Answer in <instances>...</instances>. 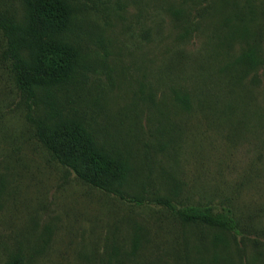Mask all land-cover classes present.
Here are the masks:
<instances>
[{
  "label": "rangeland",
  "instance_id": "374dc122",
  "mask_svg": "<svg viewBox=\"0 0 264 264\" xmlns=\"http://www.w3.org/2000/svg\"><path fill=\"white\" fill-rule=\"evenodd\" d=\"M69 1L88 68L38 90L35 114L82 118L128 159L125 195L145 199L89 187L51 160L0 63V264H264V62H236L242 24L264 55V0L241 22L218 2L211 13L212 0ZM158 195L229 205L236 231L183 225L147 199Z\"/></svg>",
  "mask_w": 264,
  "mask_h": 264
},
{
  "label": "trees",
  "instance_id": "16d2710c",
  "mask_svg": "<svg viewBox=\"0 0 264 264\" xmlns=\"http://www.w3.org/2000/svg\"><path fill=\"white\" fill-rule=\"evenodd\" d=\"M9 1L22 7L20 15L2 8ZM251 0H212L211 13L219 7H231L233 17L241 22L243 11ZM207 8H194L198 18ZM243 16V17H242ZM77 20L69 0H0V63L6 65L22 102L24 119L32 134L48 153L51 160L69 169L75 177L89 187L117 196L121 200L141 203L145 198L125 195L131 168L128 159L107 145L79 116H68L50 107L44 117L35 114L38 90L48 94L50 89L74 84L85 77L88 65L78 35ZM241 25L246 51L236 62L254 67L264 62L255 34ZM185 103L183 97L177 96ZM161 205L183 225H199L234 233L237 222L229 205L214 207L210 204H173L166 196L147 198ZM2 264H23L18 257L6 259Z\"/></svg>",
  "mask_w": 264,
  "mask_h": 264
}]
</instances>
